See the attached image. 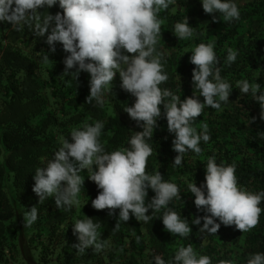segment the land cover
Wrapping results in <instances>:
<instances>
[{"label": "trees", "instance_id": "16d2710c", "mask_svg": "<svg viewBox=\"0 0 264 264\" xmlns=\"http://www.w3.org/2000/svg\"><path fill=\"white\" fill-rule=\"evenodd\" d=\"M237 2L241 18L229 23L212 21V14L204 12L201 0H175L160 13L157 47L165 54L169 76L162 88L171 89L181 99L195 95V65L189 58L192 48L201 42H214L221 75L233 85L230 100L220 110L205 108L194 122L198 130L207 124L211 137L207 143L201 141L200 155L187 153L182 166L172 164L178 153L173 151L174 134L168 132L163 113L149 141L153 154L146 171H160L166 181L180 187L182 199L173 200L169 207L181 218L186 217L189 225L205 213L197 210L194 195L185 191L190 182L197 186L204 182L210 157L217 163L234 166L241 187L252 192L264 190L261 108L250 95H241L235 87L237 81L246 79L261 85L264 91V0ZM49 11L55 14L63 10L57 4ZM187 16L198 35L179 41L172 28ZM45 39L36 37L27 27L16 31L10 24L0 23V264H148L154 255L168 260L179 247L189 244L198 254L210 256L212 264H246L250 253L264 252V213L249 232L222 224L216 234L200 233L201 221L200 225H191L193 230L187 238L173 236L159 217L163 209L146 224L130 214L129 221L121 222L117 230L119 209L115 216H109L107 209L92 207L100 189L86 170L81 173L85 181L79 206L67 211L59 209L51 197L40 202L33 191L35 170L52 158L60 141L69 138L73 129L104 122L101 142L108 151L125 148L134 132L142 131L124 111L123 107L133 105L136 98L121 87L119 73L104 107L95 106V102L88 104L90 75L81 72L76 80L74 75L65 74L63 60L68 53L60 44L54 53L49 52ZM228 48L239 53L231 66L223 63ZM46 55L48 60L43 59ZM154 195L149 189L147 199L150 201ZM33 206L38 209V219L30 228H24L23 213ZM85 215L101 225L99 238L107 242L101 253L89 248L77 254L78 249L72 247L78 243L73 223Z\"/></svg>", "mask_w": 264, "mask_h": 264}, {"label": "clouds", "instance_id": "9594fccd", "mask_svg": "<svg viewBox=\"0 0 264 264\" xmlns=\"http://www.w3.org/2000/svg\"><path fill=\"white\" fill-rule=\"evenodd\" d=\"M174 3L175 0H0V23H8L16 31L27 27L36 37H46L49 52L54 53L57 44L62 45L68 53L63 60L64 73L74 75L76 80L81 72L90 75L88 104L95 102V106L103 108L119 73L121 87L136 98L133 105L123 107L124 111L142 129L134 132L125 148L112 151L106 150L101 142L104 122L73 129L69 138L60 141L52 158L35 170L33 191L40 202L51 197L59 209L70 211L80 204L85 181L81 173L86 170L88 178L100 189L92 207L107 209L109 216H115L119 209L117 230L121 222L129 221L130 214L146 224L163 209L159 217L173 236L187 238L193 230L191 225H200L201 221L200 233L216 234L222 224L249 232L264 213V190L252 192L241 187L234 166L217 163L210 157L205 165L204 182L200 186L188 183L185 192L194 195L197 210L205 213L196 216L191 225L186 217L181 218L169 207L173 200L182 199L180 187L166 181L160 171H146L148 158L153 154L149 141L162 113L168 132L174 134L173 151L178 153L172 164L180 167L185 154L200 155L201 141L207 143L211 139L207 124L198 130L194 122L205 108L220 110L233 90V85L221 75V60L214 42H201L191 50L189 61L195 65L194 96L181 99L171 89L161 87L169 76L165 71V54L157 47L162 26L160 13ZM201 3L214 22L222 19L229 23L241 18L237 0H201ZM57 4L63 11L52 14L49 9ZM45 10L47 14H43ZM172 31L179 41H189L198 35L188 16L176 22ZM238 55L237 50L228 48L224 65L231 66ZM235 87L241 95L248 94L258 102L260 119L264 120L261 85L242 79ZM149 189L155 193L150 201ZM85 216L73 223L78 243L72 247L78 249L77 254H84L89 248L101 253L107 247V242L99 238L101 225ZM37 219L38 209L33 206L23 213L24 228H30ZM148 264H212V258L198 254L189 244L179 247L168 260L154 255ZM246 264H264V252L250 253Z\"/></svg>", "mask_w": 264, "mask_h": 264}, {"label": "rangeland", "instance_id": "374dc122", "mask_svg": "<svg viewBox=\"0 0 264 264\" xmlns=\"http://www.w3.org/2000/svg\"><path fill=\"white\" fill-rule=\"evenodd\" d=\"M17 264H19V263H17ZM26 264V263H25Z\"/></svg>", "mask_w": 264, "mask_h": 264}]
</instances>
